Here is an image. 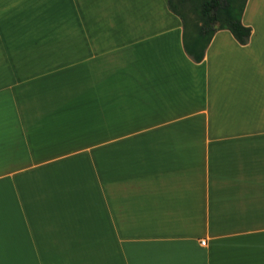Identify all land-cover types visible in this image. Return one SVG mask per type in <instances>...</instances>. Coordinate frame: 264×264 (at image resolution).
Instances as JSON below:
<instances>
[{
	"label": "crops",
	"instance_id": "obj_1",
	"mask_svg": "<svg viewBox=\"0 0 264 264\" xmlns=\"http://www.w3.org/2000/svg\"><path fill=\"white\" fill-rule=\"evenodd\" d=\"M10 9L0 264H264V0L199 62L167 0Z\"/></svg>",
	"mask_w": 264,
	"mask_h": 264
},
{
	"label": "trees",
	"instance_id": "obj_2",
	"mask_svg": "<svg viewBox=\"0 0 264 264\" xmlns=\"http://www.w3.org/2000/svg\"><path fill=\"white\" fill-rule=\"evenodd\" d=\"M246 0H167L168 10L182 25V47L194 62H199L210 38L217 30H226L240 45H244L250 29L240 23ZM190 6L195 18L189 17Z\"/></svg>",
	"mask_w": 264,
	"mask_h": 264
},
{
	"label": "rangeland",
	"instance_id": "obj_3",
	"mask_svg": "<svg viewBox=\"0 0 264 264\" xmlns=\"http://www.w3.org/2000/svg\"><path fill=\"white\" fill-rule=\"evenodd\" d=\"M22 0H0V10H2L5 7L11 8L10 11L4 13L5 16L9 15L12 16L13 18L20 17L22 14L21 10H16L15 8H18V6H21ZM13 6V7H12ZM185 11L189 12L188 15L191 18H195L196 14L192 13V9L189 6H186ZM34 12H31L33 14Z\"/></svg>",
	"mask_w": 264,
	"mask_h": 264
},
{
	"label": "built area",
	"instance_id": "obj_4",
	"mask_svg": "<svg viewBox=\"0 0 264 264\" xmlns=\"http://www.w3.org/2000/svg\"><path fill=\"white\" fill-rule=\"evenodd\" d=\"M200 245H204V241H200Z\"/></svg>",
	"mask_w": 264,
	"mask_h": 264
}]
</instances>
